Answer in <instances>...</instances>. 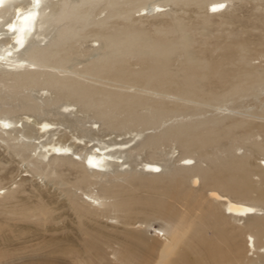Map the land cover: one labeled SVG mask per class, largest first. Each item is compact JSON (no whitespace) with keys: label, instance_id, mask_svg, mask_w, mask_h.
<instances>
[{"label":"bare ground","instance_id":"1","mask_svg":"<svg viewBox=\"0 0 264 264\" xmlns=\"http://www.w3.org/2000/svg\"><path fill=\"white\" fill-rule=\"evenodd\" d=\"M147 1L72 0V3L66 5L64 10L51 16V13L48 15L46 12L50 0H0V25L4 26L3 28L1 25L3 29H0V32H5L9 39V42L4 41L8 42L7 45H2V32L0 33V101L4 103L11 99H19L20 102L28 100L26 95L22 94V90L41 85L48 90L55 89L57 97L58 95L71 97L83 109L95 108L98 118L105 120L106 124L113 129L118 128L120 123L121 127H124L128 122L139 126L138 116H135L139 106L144 107L147 114L138 118L141 125L144 122L146 125L162 127L164 118L173 112L166 109L161 100L142 99L111 90L110 93H105V89L74 81L69 76L60 77L52 72L46 73L43 70L49 63L53 64V68L65 67L68 57L70 58L68 54L74 49L72 41L82 39L87 26L101 27L110 18L119 16H124V19L128 20L133 10L131 7L122 9L124 4L131 6L140 4V10L146 11L149 8L146 6ZM194 1L165 0L155 4L152 9L159 13L163 12L162 7L169 3L186 5ZM226 1L228 0H197L198 3L208 2L206 3L208 13L211 14L214 11L212 14L220 17L221 24L225 22H236L243 26L248 24L249 18L243 19L244 17H239L233 11H220L221 4ZM210 8H212L211 11ZM97 9L106 11V16L100 21L92 18ZM217 11L220 13H215ZM6 17L8 21H4ZM55 21L62 23L61 36L52 44L41 46L43 40L41 37L45 36L41 25L45 24L48 32ZM250 21L261 32L253 34L240 28L241 30L230 33L227 39L212 38L209 45L203 41L204 44L196 51L191 50L190 35L181 24L176 25L185 30L179 39V45L168 37L170 31L168 33L158 31L152 36L143 28L131 26L127 22L125 23L127 26L124 24V27H118V30L116 27V31L104 34L101 32L102 36L98 38L102 41L100 49L104 54L99 55L92 62L91 68L85 75L96 79L105 75L108 83L111 81V84L143 83L145 91L156 95L157 93L177 95L187 101L211 96L216 88L225 85L233 78L235 71L230 64V68L227 65L237 51L239 53V51L258 49L263 50L261 53H264V13L256 15ZM211 23L205 21L204 25L208 26ZM97 32L100 33L98 30ZM221 32L219 35H222ZM214 49L219 50V54L216 52L217 56L212 55ZM178 52H182L185 56V63L183 61L184 65H181L182 74L174 80L170 76L169 66L171 56ZM127 56H131L142 65L140 70L135 72L128 70ZM199 57L205 61L198 60ZM237 74L240 77H247L250 71L241 69ZM261 78L259 80L262 82L264 77ZM235 79L230 82L234 83ZM232 90L237 89L232 87ZM249 91L244 92L249 93ZM100 96H102L101 99H99ZM53 103L50 102V104ZM13 113L14 108L13 110L8 107L0 108V129L6 133H12L18 129L17 125L13 126L11 123L10 116H13ZM123 113L129 115L128 118L116 123ZM124 121L127 122L124 124ZM221 122L223 120L215 119L212 122H202L197 126H192L189 122L190 125L181 122L175 126L176 128L173 127L176 131L174 136L179 138V141H183V144L186 143L185 146L190 141L201 147L220 145L223 140L233 136L234 129L240 126L242 128L244 124V121L234 120L229 125L220 127L218 125ZM55 126L56 124L49 120L38 122L37 138L40 139L46 135H51V138L58 129ZM250 126L264 131L262 123L250 122L248 127ZM51 140L47 143L40 142L38 146L33 143L34 154L32 155L35 156V161L32 162L33 172L25 169L24 175H21L23 172L21 171L19 173L22 177L21 182L13 180V184L18 183L17 186L7 189L5 196L0 198V244L11 246L17 239L23 244L34 242V245L29 246L31 251L48 250V255L43 256L44 260H42L46 264H67V260L74 261L76 264H93L88 261L87 253L90 252L99 264H264V167L260 164L256 165L250 158L246 156L237 160L221 158L222 160L215 162L209 169L194 165L195 173L203 177V188L206 189V193H202V188L194 191L185 186L186 178L184 179L183 174H180V179L175 177L180 171L173 172L171 175V169L167 168L162 169L160 174L151 173L161 166L155 156H151L143 163L141 171L150 178L140 174L141 177L126 169L127 177L133 173L127 186L114 187L106 183L100 187L98 193H93L82 190L80 186L89 184V179L92 177L107 176L112 166L124 168L128 161L121 159L127 151L125 144L129 141L118 142L120 146L116 148H111L116 142H113L111 146L109 143L106 147L93 146L82 156L76 151H72L69 155L72 150L71 144L68 146L60 143L61 140L60 142H53L52 138ZM29 146L28 143L23 142L19 146V153H16L19 155L24 153ZM189 146L190 144L188 149H190ZM257 150L264 155V147L259 146ZM227 152H231L230 149H227ZM190 160L189 156L181 158V161ZM180 166L186 167L184 164ZM53 173L58 177L59 185L71 184L68 190L63 191L70 200H60L59 194L52 191L53 189L48 185L52 181L50 177ZM35 176H40L41 179L49 178V182L41 185ZM137 177L142 180L136 181ZM191 182L195 183V181ZM78 189L81 190V195L77 193ZM217 189L220 191H216ZM180 203L186 206L185 213L180 214L177 210V207L181 206ZM135 214H141L145 219L156 216L175 219L177 230L168 232L164 241L156 244L157 249L152 250L145 231L137 228L142 225L136 227L138 222L133 219ZM34 219L41 222L51 219L57 222L53 228L54 231L67 230L68 232L49 239L38 230L31 236H26L31 233V227L29 228L25 223H30ZM109 219H116L119 226L111 225L107 221ZM146 227L144 225V228ZM109 228L117 232L110 233ZM53 230L47 228L45 232ZM249 239L252 241L251 245H249ZM87 241L101 244L105 241L102 245L113 249L112 260L108 262L104 257L105 251L97 252L95 247L88 246ZM111 245H117L119 249H114ZM16 247L11 251H17ZM74 253L76 257L73 256ZM253 255H256L255 258Z\"/></svg>","mask_w":264,"mask_h":264},{"label":"rangeland","instance_id":"2","mask_svg":"<svg viewBox=\"0 0 264 264\" xmlns=\"http://www.w3.org/2000/svg\"><path fill=\"white\" fill-rule=\"evenodd\" d=\"M162 2H165V0H148L146 3L147 5L146 4L145 5L148 6L149 8L146 11L140 10V4H137L136 6H131L130 4H124L125 7L123 6L122 9L131 7L133 10L131 11L130 19L126 20L124 19V16H119V17L110 18L107 21V23H105L101 27L94 25L87 26V28L83 33V38L82 39L78 38V40L76 41L73 40L74 42L72 41V45L74 49H72V52L68 54L70 58L68 57V60L66 61L67 63H65L66 64L65 67H63L64 69L62 67L53 68L52 67L53 64L49 63L47 65V68H43V70L46 71V73L52 72L60 77L69 76L72 77L74 81H78L81 83L84 82V84L94 85L98 88H101L102 90L105 89L104 90L105 93L116 91L121 94H126L129 96L130 95L137 96L142 99L150 98L152 100H157V101L161 100L163 102L164 107L173 112L172 114L170 115L168 114L164 118L165 122L163 126L159 128V126L146 125L144 122L141 125V123L139 122L140 119L138 118L146 114V109L144 107L139 106V108L137 109V114L135 115L138 116L137 122L139 123V126L138 124L134 125L133 122L126 123L127 121H124V124L126 123L124 127L123 126L121 127L122 124L120 123V125L118 124L119 126H117L119 129L118 128L113 129V127L106 124L105 120H102L100 117L98 118L97 111L95 110V108L85 107L86 109H83L71 97L68 96L65 97L63 95H61V97L60 95H58L57 97L55 89L50 88L48 90L41 85L35 87L33 86L28 90L24 88L22 90V94L23 95L25 94L28 100H23V101L21 100L20 102L19 99L17 100L11 99L4 103L0 101V108L8 107L11 110H13L14 108V113L12 114L13 116H10L12 120L11 123H13L12 124L13 126L14 125L18 126V129L13 131L12 133H6V131L0 129V198L1 199L8 192L7 189L15 188L17 186L18 183L13 184V180L17 182H21L22 177L19 174L21 173V171H23L21 175H24L25 169L29 170L30 172L32 171L33 168L32 162L33 160L35 161L34 159L35 156L32 155L34 154L33 152L34 145L38 146L40 142L43 143L51 142L52 141L51 138L54 140L53 142H60L61 140L60 143H65L68 146L71 144L72 150L69 153V155L72 153V151H76L82 156H84L88 152V149H90L93 146L106 147L107 145H109V143H111L109 145L111 146L112 144H114L113 142H116L115 146L111 147V148H116L120 146L118 142L122 143L124 140L125 142L129 141L127 144H125L127 146L126 149L127 151L123 154L124 158L121 159L122 161L124 160L128 161L125 167L122 168L124 170L120 169V167L112 166L111 168H109V172H108L109 174H107V176L105 175L106 178L92 177L93 179L90 178L88 182L90 185L86 184L80 186L82 190L85 191L88 190L93 193H98L100 187L102 185H105L106 183L109 186L125 187L128 185V180L133 173H136L137 175L141 174L143 177L145 176L147 178H150L146 176V174H143V172L141 171L143 168V163L146 160H148L151 156H155L156 159H158V161L161 163V166H159L158 169H156L151 173L160 174L162 169L166 170L167 168L171 169V175L173 172L176 173L180 171V173L175 177L177 179H180V174L181 175L183 174V177L185 176L184 179L186 178V180H184V185L194 191L202 188V193L207 192L206 189L203 188L204 180L200 174L195 173V170L193 169L194 165H197L198 167L203 169H209L213 167L215 162L222 160L221 158H223V160L225 159L237 160L238 158L246 156L250 158V160H252L256 165L260 164L262 167H264V155L257 150L259 146L264 147V131H261L255 127H251V126L248 127V123L250 122L264 124V79L262 82L261 80H259L262 79L261 77H264L263 74L264 53L263 52H262L263 54L261 53V51L263 50L259 51L258 49H251L248 51H239V53L237 51L235 53L237 56L234 54L235 56L232 57V60L228 63L227 67L230 68L231 65V68L235 71V74L233 78L230 79V81L232 79H235L236 77L240 79L239 80L235 79V81L233 80L234 83L229 81L225 85L216 88V90L211 96H204V98L201 97L198 99L195 98L192 101H187L183 97L181 96L179 97L177 95L173 96L170 94L167 95L163 93H157L156 95L150 91H145V85L143 83L137 85L133 83H122V82H120L119 84H114V83L111 84L112 82L109 81L108 83V79L105 77V75H102L100 79L91 78V77L89 78V76L85 75L88 69L91 68L92 62L97 57H99V55L103 56L104 54L103 51L100 49L102 41H100V38H98L100 37L101 32L102 34H104L107 32L116 31L119 28L127 26L125 24L127 22L131 26L137 28H143L149 35L152 36L156 35L158 31L159 32L164 31L165 33H168L170 31L168 37L172 39L175 43H178L182 34L185 33V30L183 28L181 27L179 28L176 26L178 24H181L186 29V31H188L187 34L190 35L191 50L196 51L204 44L203 41L209 45L211 41L215 38L221 37L227 39L229 38L227 36H230V33L239 31L241 30L240 28H244L246 29V31L248 30L253 34H255V32L259 33L260 29L258 28L257 30V27H255V25H253L254 23L251 22L250 20L253 19L256 15L261 14L262 12L264 13V0H228L221 4L222 9L220 11L223 10H225L226 12L233 11V13L234 14L237 13L236 15H238L239 17L241 18L244 17L243 19L246 20L249 18L250 20L247 22L248 24L246 25L244 24L245 26H243V24L239 25V23L236 22H230V23L225 22V24L224 23L221 24L219 22L220 17L212 14L214 12L213 10L211 14L208 13L206 8V3L208 2L198 3L197 0H195L191 4H186V5L185 4L172 5L169 3L165 7H162L164 9L163 12H159V13L154 12L152 7L155 4ZM71 3L72 0H50V5H48L46 12L48 13V15H50L51 13V16L56 15L58 11L64 10L65 6L70 5ZM211 9L212 8H210V11ZM215 13H220V12L217 11ZM105 16H106V11L97 9L92 18L95 21H100ZM5 20L8 21L9 19L6 17L4 18V21ZM205 21H208L210 23L213 22V23H211V25L205 26L204 25ZM1 25H0L1 27L0 29H3L4 26L2 25L3 26L2 28ZM250 25L253 26L251 27ZM50 27L51 26H49V28ZM164 27L168 29H165ZM189 27L192 28V31L191 28ZM41 28H43L45 31V36L41 37V39L44 40L41 41L42 43V44L40 43L41 46H44L48 43L52 44L56 38L58 39V37L61 36V33L63 31L62 23H60L59 21H55L54 26L51 27L52 29L48 28L49 29L48 32L46 30L47 26L45 24H42ZM97 30L100 33H98ZM1 32L0 33L2 36L1 35L0 36L1 38H3V39L0 38L1 42H3L2 45H7L9 39H7L8 37L6 36L8 35L4 34L5 32L3 31ZM46 32L48 34H46ZM220 32L222 35H219ZM7 40L8 42H6L7 43L6 44L4 41ZM178 44L180 45V43ZM252 50L253 51L257 50V51L253 53ZM216 52L219 54V50L214 49L212 51V55L214 54V56H217L218 54H216ZM72 53L73 56L71 57ZM182 54H183L182 52L181 53L178 52L175 53L174 55L175 56L179 55V56L176 57L174 55L171 56V60H170L171 67L169 66L170 68L169 72H170V76H172V79L174 80L177 77L179 78V75L182 74V72H180L182 71L181 65H184L185 63L184 61L185 56H183ZM127 58H128L127 61H128L129 71L135 72L140 70L142 65L136 62V60L131 56H127ZM199 58L198 60H201L203 62L205 61ZM183 61L184 63H182ZM241 69L243 70L248 69L250 71L249 75H251L252 78L249 75H248L249 77L248 76L240 77L237 74V72L241 71ZM251 73H253V75ZM237 80L240 81V83ZM234 84L235 86H233ZM232 87L233 89L234 87H236L237 89L236 91L238 92L232 90ZM245 90H250V91L249 93H245L244 92ZM216 95L219 96L217 97ZM101 98L102 96L99 97V99ZM25 101L30 102V104H28V102ZM50 102H54V103L50 104ZM127 116L129 115L125 113L121 114L120 118H118L119 121H117L116 123H119L120 120L123 122V120H126V118H128ZM215 119L223 120V122H221L222 125L221 124L218 125L220 127L229 125L234 120L244 121V124L242 128L240 126L234 129L233 136L228 140H223L221 142L222 145L220 144V145L201 147L194 144L195 142L190 141L185 146L186 143L183 144V141H179L178 140L179 138H176V136H174V133L176 131L175 129L173 130V127L177 126L178 123L184 122V124H188V125L192 124V126H197L202 122H207V121L212 122ZM40 120L41 121L49 120L54 122L56 124L55 127L58 128L56 134L52 135L51 138H50L51 135L50 136L46 135L38 139L37 137L39 134L36 131V125L38 122H41ZM247 130L249 132H247ZM248 135L250 138L253 136L251 140L248 137ZM7 138L10 140H8ZM23 138L25 139V141H22L24 140ZM23 142L28 143L30 146L28 150H26L22 154L20 153L19 155L17 154L19 153L18 149ZM150 142H154V143H150ZM189 144H190L189 146L190 149L187 148ZM128 147L130 148L128 149ZM227 149H230L231 152L228 153ZM126 155H128V157ZM184 156H189L191 160L181 161V158ZM251 156H255V157H251ZM74 158L79 159L76 156H74ZM182 164L186 165V167L180 166ZM126 169L131 170V172H133L132 174H129V177H127V174L125 172ZM35 178H37V182H39V184L41 185L47 184L49 182V178L41 179L40 176H35ZM50 178L52 179V181H50L48 185L51 186V189H53L52 191H55L57 192V194H59L58 197L60 198V200L62 199L70 200L69 199L70 197H68V195H66V193H64L63 191L68 190L71 184L65 186L59 185L58 177H56L54 173L51 175ZM138 178L140 177H137L136 181L142 180L141 178L140 179ZM191 181H195V183L192 184ZM58 190H60L61 192ZM216 191H220V190L217 189ZM77 193L81 195V190L78 189ZM180 204L181 206L178 205L179 207H177V210L179 211L180 214L185 213L187 211L186 206L185 205L183 206L182 205L183 203ZM107 208H110V206L109 207L107 206ZM133 219L138 222L136 223V227L142 225L140 228L139 227L137 228L141 229L142 231H145V236L150 241L152 250L157 249L156 244L162 243L164 241V238L167 236L168 232L170 231L173 232L177 230L175 219H171L166 216H158V217L156 216L145 219L143 215L135 214L133 215ZM63 221L64 219L62 220V222ZM107 221L111 225L119 226L118 224L119 222L116 219L115 220L109 219ZM42 222L37 221L36 219L31 221L30 223L26 222L25 223L26 226H29V228L31 227L30 228L31 233L26 236H31V234L35 233V231L38 230V232L42 233L44 237L49 239L53 237L62 236L64 233L67 234L68 232L67 230L59 231V232L54 231L53 228L56 226L57 222L51 221V219ZM144 225H146L147 227L144 228ZM47 228L52 229L53 231L45 232V229ZM108 231L110 233L117 232L116 230H113L111 228H109ZM121 237H123V235H121ZM88 242L89 241H87V244ZM102 242L104 243L105 241ZM90 243L91 242H89L88 246L95 247L94 249H96L97 252L105 251L104 257L107 259L108 262L112 260L113 255L111 252L113 251V249L107 248V246L104 247L102 245L103 243L101 244L100 242L97 243L93 241L91 245ZM34 244H35L34 242L29 244H23L22 241L19 239H17V241L14 242V245L12 244L13 246L12 245L6 246V244H0V264H46L42 260H44L43 256L48 255L47 254L48 250H44V252L31 251L29 249V246ZM106 244L109 245L110 243H106ZM251 244L252 241L249 239V245ZM111 246L114 249H119L117 245L116 246L111 245ZM15 247H16L15 250L17 249L18 250L12 252L11 249ZM90 253H87V257L89 259L88 261L93 264H99L98 261L93 258L92 253L91 254ZM250 255H252V253ZM73 256L76 257V254L74 253ZM253 256L255 258L256 255ZM68 259H71V257H68ZM67 264H76V263L74 261L67 260Z\"/></svg>","mask_w":264,"mask_h":264}]
</instances>
